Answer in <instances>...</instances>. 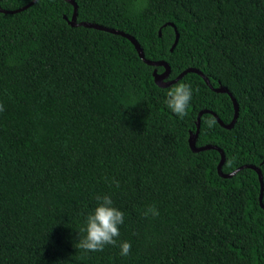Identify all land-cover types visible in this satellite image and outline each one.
Listing matches in <instances>:
<instances>
[{"label":"trees","instance_id":"16d2710c","mask_svg":"<svg viewBox=\"0 0 264 264\" xmlns=\"http://www.w3.org/2000/svg\"><path fill=\"white\" fill-rule=\"evenodd\" d=\"M31 0H0L14 10ZM36 0L0 11V264H264V0ZM146 3V7H140ZM173 23L178 40L175 39ZM160 31V34H159ZM193 88L181 119L165 104ZM198 89V91H197ZM209 121H214L209 127ZM119 181V187L113 183ZM109 195L124 212L116 246L79 249V230ZM261 201L264 204V189ZM155 205L159 216L142 211ZM84 234L81 233V236ZM131 243L127 256L119 243Z\"/></svg>","mask_w":264,"mask_h":264},{"label":"clouds","instance_id":"9594fccd","mask_svg":"<svg viewBox=\"0 0 264 264\" xmlns=\"http://www.w3.org/2000/svg\"><path fill=\"white\" fill-rule=\"evenodd\" d=\"M139 6L146 7L147 4L144 3ZM192 98V86L187 83H180L167 91L165 104L173 113L183 119L188 115ZM2 111H4V106L0 103V112ZM208 123L209 127H212L214 121ZM113 183L119 187V181L113 180ZM96 200L98 201L97 207L87 216L85 226L78 229L80 239L77 246L85 252L103 251L106 245L116 246L118 244L117 238L120 235L119 226L124 223V212L113 205V200L109 195H97ZM142 215L157 217L159 210L155 205H150L142 211ZM81 233L84 235L81 236ZM119 247L121 255L130 254V242H120Z\"/></svg>","mask_w":264,"mask_h":264},{"label":"water","instance_id":"95a60500","mask_svg":"<svg viewBox=\"0 0 264 264\" xmlns=\"http://www.w3.org/2000/svg\"><path fill=\"white\" fill-rule=\"evenodd\" d=\"M68 2H70L72 5H73V13H72V16L70 19H68L66 16H63L67 21L68 23L71 25V26H84V27H89V28H94V29H98V30H103V31H106V32H110V33H113V34H118V35H121L123 37H126L135 47L137 53H138V56L143 60V62H145L146 64L148 65H154V66H163L164 67V71L161 73V74H158L156 73V71L154 70L153 71V75H154V80H155V83L159 86H166L168 85L170 82L168 81H164V79L166 78V76L168 75V72H169V65L163 61V60H149L147 58H145L144 56V52L142 50V48L140 47L139 43L136 41V39L131 36L130 34H127L121 30H118V29H114V28H111V27H107V26H103V25H100V24H97V23H94V22H86V21H81V22H77L76 18H77V5L76 3L74 2V0H66ZM34 2H36V0H31L29 3H27L26 5H23L17 9H14V10H7V9H3L0 7V11L3 12V13H16V12H19L23 9H26L27 7H29L30 5H32ZM169 25L173 26L174 27V30H175V39H174V42L172 44V47L171 49L175 46V44L177 43V40H178V37H179V34L174 26L173 23H168ZM159 34H160V31H159ZM188 72H195L197 74H199L203 80L205 81V83L207 84V86H209L212 90L216 91V92H225L229 95V97L231 98V101H232V104H233V108H234V115H233V118L231 120V122L227 125H225L219 118L218 116L210 111V110H201L198 115H197V118H196V133H190V136H189V139H188V144H189V147L191 148L192 151L196 152V151H202V150H206V149H216L219 151L220 153V162L218 164V167H217V172L223 176V177H231L232 175H234L236 172L240 171L241 169L243 168H246V167H250L252 169H254L258 175V179H259V182H260V205L264 208V204L263 202L261 201L262 199V194H263V179H262V174H261V171H260V168L255 166V165H242V166H239L238 168H236L235 170H233L232 172L230 173H222L221 172V166L224 162V153L223 151L216 147V146H213V145H204V146H196V137H197V131H198V127H199V124H200V117L203 113H206V112H209L211 113L215 118L216 120L224 127H231L236 119H237V116H238V103L236 102V99L234 98V96L231 94V92H229V90L225 87H213L208 78L200 71L198 70L197 68H193V67H188L186 68L185 70H183L182 72H180L176 78L173 80L174 82L181 79L186 73Z\"/></svg>","mask_w":264,"mask_h":264}]
</instances>
